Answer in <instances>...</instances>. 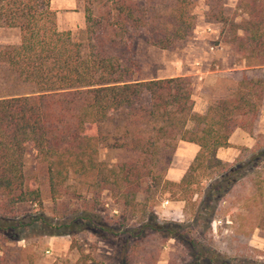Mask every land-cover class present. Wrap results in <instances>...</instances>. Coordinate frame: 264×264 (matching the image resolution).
I'll return each instance as SVG.
<instances>
[{
	"label": "trees",
	"instance_id": "obj_1",
	"mask_svg": "<svg viewBox=\"0 0 264 264\" xmlns=\"http://www.w3.org/2000/svg\"><path fill=\"white\" fill-rule=\"evenodd\" d=\"M84 1L85 25L74 35L57 28L51 0H0V27L17 28L20 37L18 44L0 45V64L21 88L0 96V235L19 240L21 228L37 220L50 228L42 234H57L44 213L30 214L28 222L19 218V205L43 204L40 186L25 175L30 147L46 167L53 202L75 193L71 177L91 193L81 199L77 218L85 222L78 224L101 218L104 190L121 206L122 224L133 222L123 229L111 264H156L170 238L185 254L168 264H263L262 250L250 239L255 229L264 235V143L257 137L253 146H240L233 161L221 160L216 151L230 146L237 127L253 134L263 105L264 0L236 1L245 17L231 19L230 37L246 69H262L263 75L243 71L231 93L210 102L204 113L193 110L190 77L137 75L134 57L139 36L162 49L190 36L192 0H171L157 10L136 0ZM208 18L226 22L221 0H212ZM113 112H126L135 126L126 129L133 135L122 144L138 157L109 165L98 153L107 139L102 125ZM177 140L199 149L180 179L171 180L157 163L161 144L174 148ZM162 195L184 202V221L158 219L154 206ZM227 214L233 229L223 249L210 232ZM0 264H12L4 251ZM27 264H36L31 255ZM74 264L106 263L81 252Z\"/></svg>",
	"mask_w": 264,
	"mask_h": 264
},
{
	"label": "rangeland",
	"instance_id": "obj_2",
	"mask_svg": "<svg viewBox=\"0 0 264 264\" xmlns=\"http://www.w3.org/2000/svg\"><path fill=\"white\" fill-rule=\"evenodd\" d=\"M139 4L148 2L153 4L157 9L168 4L171 0H136ZM193 12L195 15V26L192 33L185 39L177 40L171 47L162 49L150 44H146L144 36H139L136 40L137 52L136 58L138 70L137 75L143 77H169L175 76L180 66L196 65L195 61H200V54L193 52V48L199 46L201 50L206 49L209 52V46L218 41L219 38L213 36L209 31L203 33L205 28V18L209 17V10L212 0H192ZM237 0H221L223 15L227 19L219 27L220 39L227 42L234 51L235 57H241L240 52L230 42L231 37V19L234 23L240 22L245 15L236 10ZM84 0H77L78 8L84 13ZM85 25V24H84ZM72 33L76 35L77 30ZM239 33H241L239 31ZM124 57L127 56L125 49L122 50ZM121 53V52H120ZM207 63V62H206ZM209 70L215 69L213 62L208 65ZM249 76H262V69H249ZM230 83L225 82L220 86L218 97H225L231 93L228 88ZM21 91L20 86L14 74H12L4 64H0V96L18 93ZM217 99V98H216ZM131 122L126 116V112H113L103 123L102 130L107 133V139L99 148L98 158L109 165L138 157V152L132 150L129 146L122 143H128L133 132L126 135V129H133ZM192 126V124H190ZM179 140L176 141V144ZM175 147L172 145L161 144L162 155L157 163V169L162 172L166 178H171L173 170L181 169L182 166L171 165V158ZM172 148V149H171ZM172 168V170H171ZM25 175L35 184L39 185L42 191L43 204L38 205L23 203L19 205V218L23 222L29 221L30 214L44 213L52 218L54 223L51 229L57 234H42L43 231H49V226H45L41 220H37L33 225L21 228L22 238L19 240L8 241L0 235V254L1 251L8 256L12 264H27V259L31 255L36 264H50L56 261L57 264H74L81 252L89 254L91 257L101 260L106 264L115 262L119 249V237L122 235L124 228L132 226L133 222L122 224L121 206L114 202L108 190L102 191L100 199L102 201L98 212L101 218H94L93 224L84 227L78 222H85L78 217L81 199L89 198L91 193L87 190L86 185L77 178L71 177L70 183L75 190L74 194H67L56 201L50 198L47 171L44 164L40 163L36 157V151L28 148L24 158ZM169 170L172 171L169 173ZM169 173V174H168ZM171 200L167 195L158 198L154 211L159 220L184 221V214L173 212L177 208V203H167ZM225 204V203H224ZM179 205V204H178ZM184 205V202H183ZM226 205V204H225ZM183 208V207H182ZM229 214L226 215L225 222L216 220L212 223L210 232L216 242V246L227 249L229 247V235L233 229L231 226ZM78 221V222H76ZM131 223V224H130ZM225 223V224H224ZM44 227V228H43ZM67 231H70L69 233ZM250 244L262 250V255L258 258L264 264V235L257 229L252 232ZM185 254L183 247L170 238L164 244L156 264H168L169 259L180 262V258Z\"/></svg>",
	"mask_w": 264,
	"mask_h": 264
},
{
	"label": "crops",
	"instance_id": "obj_3",
	"mask_svg": "<svg viewBox=\"0 0 264 264\" xmlns=\"http://www.w3.org/2000/svg\"><path fill=\"white\" fill-rule=\"evenodd\" d=\"M50 5L51 8L56 11V23L59 30L73 31L78 27L84 26V13L81 8H78L77 0H51ZM220 25L221 22L215 19L205 18V28H203L202 32L207 33L209 31L213 36L219 38L218 41L212 43L215 46L214 51L209 52L206 49H199V46L194 47L193 52L200 54L201 65L198 64L196 66L192 64L189 67L180 66L179 71L175 74V76L183 75L191 78L193 110L198 113H204L210 102L215 101L216 98H220L217 94L221 85L223 86L225 82H229L230 85L228 88H231L232 91L242 72L245 71L247 73L249 70L246 69L245 60L242 57L237 59L234 55L233 48L227 42L220 39ZM19 40L20 37L17 28L0 27V45L18 44ZM196 62L198 61H195V63ZM211 62L215 65V69L213 70L208 69V65L211 64ZM188 126L191 127L190 123ZM257 137L264 143V100L253 134L239 127L235 128L229 137L230 146L218 148L216 156L224 161H233L239 154V147L253 146ZM198 149L199 146L194 142L184 140H179L177 142L171 158V165H179L183 168L175 171L173 170V172L169 170V173L172 172V176L169 179H180ZM166 202L177 203V208L173 212L179 214L183 213V201L166 200Z\"/></svg>",
	"mask_w": 264,
	"mask_h": 264
},
{
	"label": "built area",
	"instance_id": "obj_4",
	"mask_svg": "<svg viewBox=\"0 0 264 264\" xmlns=\"http://www.w3.org/2000/svg\"><path fill=\"white\" fill-rule=\"evenodd\" d=\"M214 48H215V46H214L213 44L209 46V50H211V51H213V50H214ZM196 64L198 65L199 63H198V62H196Z\"/></svg>",
	"mask_w": 264,
	"mask_h": 264
}]
</instances>
